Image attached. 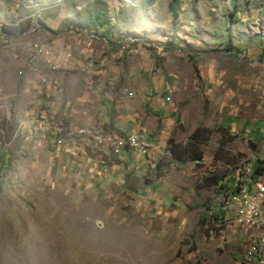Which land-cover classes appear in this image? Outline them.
Listing matches in <instances>:
<instances>
[{
    "label": "rangeland",
    "instance_id": "1",
    "mask_svg": "<svg viewBox=\"0 0 264 264\" xmlns=\"http://www.w3.org/2000/svg\"><path fill=\"white\" fill-rule=\"evenodd\" d=\"M169 2L0 0V32L1 26L14 32L0 41V119L19 122L25 137L23 158L0 183V264H264L261 258L241 259L250 237L243 235V221L226 217L248 188V165L264 157V0H183L176 23ZM101 8L114 25L100 27L92 39L101 57L108 54L106 36L126 55L137 53L134 45L142 43L160 52L175 47L168 52L183 57V134L187 127L212 130L200 146V162L174 163L169 145L153 156L145 145L137 150L127 144L124 148L147 153L149 166L138 168L132 156L129 168L87 178V187L84 173L78 177L79 165L57 149L70 144L87 160L111 167V152L123 149L122 138L127 143L128 136L115 132L67 130L43 114L75 110L73 79L80 73L73 49L94 33H87L86 24L78 31L73 19L85 20ZM35 41L58 52L64 48L58 69L52 58L46 61L53 55L50 47L38 50L56 68L50 73L57 91L49 92L26 64L28 44L34 42L35 57L42 44ZM158 59L156 69L163 66ZM89 133L102 135L104 143L90 144ZM158 164L160 179L152 171ZM222 185L231 188L228 197ZM253 231H261V224H253Z\"/></svg>",
    "mask_w": 264,
    "mask_h": 264
},
{
    "label": "crops",
    "instance_id": "2",
    "mask_svg": "<svg viewBox=\"0 0 264 264\" xmlns=\"http://www.w3.org/2000/svg\"><path fill=\"white\" fill-rule=\"evenodd\" d=\"M77 30L79 31V29ZM92 32L94 34L87 35L88 41L82 40V43L74 46L73 49L75 52L73 65L80 73V75L78 74L79 78L73 79L77 88L75 110L71 114L66 111L59 114L57 108L55 111L48 109L46 111L50 115L43 111L45 118H51L55 124L61 125L67 130L93 128L98 132H115L123 135L120 137L139 134L144 145L148 148V154L153 156L166 149L170 140L185 144L193 129L187 127L188 134L186 136L183 134L184 112L180 109L179 98L181 90L185 88V62L183 57L179 58V55L168 52L175 47L167 46L165 52H160L156 49H145L142 43H139L134 45L137 53L126 55L121 53L117 43L114 44V41L106 40L108 45H104L103 48H105L104 51L107 50L108 54L101 57L100 50L92 45V39L97 38V34ZM78 35L80 34L78 33ZM35 42H42V44L35 51L36 57L32 49L34 42L28 44L26 64L31 75L44 83L49 92L57 91L56 87L52 86V73H50L56 68L53 69L51 65H48L44 57H40L38 50L43 45L50 47L53 51V62L58 69L60 64L64 63L61 55L62 52L64 53V48L58 52L54 45L44 41ZM81 44L87 45L88 48H83ZM81 55H84L83 61ZM158 56L160 57L158 60L162 62L163 66L156 69ZM164 57L166 60L163 59ZM88 58H93V60H87ZM115 58L118 63L115 62ZM162 59L163 61H161ZM64 65L67 66L66 63ZM81 72L86 76L84 77ZM68 117L70 118L67 119ZM63 122L68 127H64ZM42 127L47 130L46 122H43ZM43 138L51 141L49 137L43 136ZM121 141L124 150L117 149L111 152V154L115 153L114 158L118 156L116 160L118 163L114 164L113 162L110 168L111 175L115 176L123 172L126 166L129 168L132 164V156H134L133 161L136 162L138 168L149 166L150 161L147 153L143 154L131 148H124L127 145L125 138H122ZM71 147L69 144L57 149L62 151L67 159H70V163L79 165L81 170L78 177L84 173L82 176L85 177L87 187H90L87 178L107 176V174L99 173L100 168L96 162L87 160L82 153L76 152ZM124 152L127 155L130 153V156L124 158Z\"/></svg>",
    "mask_w": 264,
    "mask_h": 264
},
{
    "label": "trees",
    "instance_id": "3",
    "mask_svg": "<svg viewBox=\"0 0 264 264\" xmlns=\"http://www.w3.org/2000/svg\"><path fill=\"white\" fill-rule=\"evenodd\" d=\"M183 0H170L169 10L172 14L173 22L176 23L180 18L181 3ZM231 17L234 16V13H231ZM73 26L77 29L80 24H86L90 30L94 31L98 35V30L100 27L108 26L113 27L112 20L109 16L108 10L106 8H101L98 11L90 12L85 20L80 17L73 19ZM1 31H4L7 34H13L14 32L6 26H1ZM11 36V35H10ZM106 39L110 38L106 36ZM121 46L124 43H120ZM119 44V45H120ZM233 45L230 44L231 51ZM261 129H258L260 131ZM212 135V130L203 126L197 127L189 136L188 141L185 144L174 143L173 140H170L168 151L172 156V160L176 164H185L189 161L191 162H200L202 160V152L200 146L207 142ZM0 183L3 179V176L10 168L12 164L16 161H20L23 158L25 137L20 128L19 122L11 120L7 117L0 119ZM253 149H256V141H251ZM117 158L113 160L116 161ZM253 180L259 183L260 178L264 176V157H258L253 161ZM153 173L156 174V178L160 179L163 176V169L161 164H158L154 168ZM231 188L228 185H222V193L224 197H228V191ZM1 190V185H0ZM215 218L218 220L220 215L216 214Z\"/></svg>",
    "mask_w": 264,
    "mask_h": 264
},
{
    "label": "built area",
    "instance_id": "4",
    "mask_svg": "<svg viewBox=\"0 0 264 264\" xmlns=\"http://www.w3.org/2000/svg\"><path fill=\"white\" fill-rule=\"evenodd\" d=\"M10 38L4 31L0 32V41ZM32 49H35L32 48ZM133 51V50H131ZM53 55H48L52 58ZM100 174H107L111 167L99 165ZM248 188L239 199L233 200L231 207L226 212V217H237L243 221L244 236H249L241 259L249 260L252 258L264 259V191L260 189V183L253 180V165H248ZM224 218H219V221ZM253 224H261V231H253Z\"/></svg>",
    "mask_w": 264,
    "mask_h": 264
},
{
    "label": "bare ground",
    "instance_id": "5",
    "mask_svg": "<svg viewBox=\"0 0 264 264\" xmlns=\"http://www.w3.org/2000/svg\"><path fill=\"white\" fill-rule=\"evenodd\" d=\"M88 142L93 144L94 146L98 147L100 144L104 143V139L102 135H92L89 133L88 135ZM142 137L139 134H131L127 137V144L129 147L137 150H142L144 147V143L142 141ZM260 182V181H259ZM260 189L264 191V184L260 183Z\"/></svg>",
    "mask_w": 264,
    "mask_h": 264
},
{
    "label": "water",
    "instance_id": "6",
    "mask_svg": "<svg viewBox=\"0 0 264 264\" xmlns=\"http://www.w3.org/2000/svg\"><path fill=\"white\" fill-rule=\"evenodd\" d=\"M88 33H90V29H88V31H87Z\"/></svg>",
    "mask_w": 264,
    "mask_h": 264
}]
</instances>
